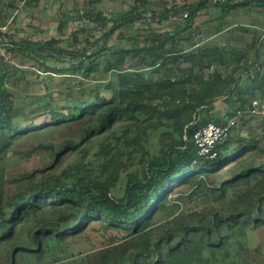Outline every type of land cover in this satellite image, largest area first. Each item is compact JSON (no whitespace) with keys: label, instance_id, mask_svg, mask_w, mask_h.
Instances as JSON below:
<instances>
[{"label":"rangeland","instance_id":"374dc122","mask_svg":"<svg viewBox=\"0 0 264 264\" xmlns=\"http://www.w3.org/2000/svg\"><path fill=\"white\" fill-rule=\"evenodd\" d=\"M200 1L149 0V11L143 16L122 18L124 22H117L115 33L101 41L104 54L100 69L89 76L70 69L66 62L51 59L46 64L58 68L53 70L35 58L0 45L1 84L13 93L15 121L24 127L21 133H12L5 143H0V207H8L15 194L36 184L54 182L66 173L87 179L108 178L113 183V193L122 195L131 172L140 173L148 158L160 153L162 145L179 139L180 131L158 113L124 115L100 133L92 129L98 125L95 114L84 112L73 117L79 102L93 101L97 95L110 98V85L118 81L121 71H150L149 67L133 65L129 56L119 70L105 69L114 60V50L130 47L127 37L141 35L148 26L174 32L172 47L178 51L213 45L228 48L222 58L205 69V76L212 78L216 70L222 78L231 77L246 86L252 82L250 75L259 70L258 79L262 80L252 98L264 99V4H239L223 15L217 0H208L201 3L205 5L192 23L187 21L183 8L162 21L150 19V10H163L166 4ZM134 3L135 0H0V37L7 43L57 37L58 46L67 50L90 49L86 40L94 42ZM61 21H66L62 30ZM181 62L176 65L189 64ZM223 98L218 99L212 114L232 112ZM52 110L66 112L72 119L53 122ZM28 124L33 127L28 128ZM241 140H252L253 146H246L243 154L222 167L172 186L165 203L152 213L142 232L111 228L95 219L81 232L63 238L43 232L39 252L20 250L14 255L21 244L37 246L33 237L39 225L65 218L72 210L67 203L45 204L29 209L14 223L13 234L0 242V264H102L110 248L127 251L137 259L135 264H143L142 251L156 244L165 250L168 240H182L184 230L196 225L209 229L205 234L200 230L204 239L225 237L224 246L211 248L209 242L195 238L186 255L166 258V264H264V116L247 113L240 118L223 151L232 152ZM69 141L73 144L68 146ZM249 166H253L252 172L242 176ZM218 212L226 218L219 232L214 227ZM232 214H237L236 220L228 219ZM252 215L262 218L261 223L251 219Z\"/></svg>","mask_w":264,"mask_h":264},{"label":"trees","instance_id":"16d2710c","mask_svg":"<svg viewBox=\"0 0 264 264\" xmlns=\"http://www.w3.org/2000/svg\"><path fill=\"white\" fill-rule=\"evenodd\" d=\"M254 3L264 4V0H256ZM148 4L149 0H135L133 6L121 18L116 19L109 30L94 42L86 40V45L90 49L83 47L79 50H67L58 46L60 38L57 37L44 41L21 39L8 43L0 37V45L35 58L43 64L51 59L53 62H66L70 69L89 76L100 69L101 56L104 52L97 54L94 52L102 47L101 41H106L115 33L117 22L122 18L148 12ZM216 4L221 7L224 15L243 3L237 0H217ZM204 5L198 2L172 6L166 4L163 10H150L152 12L150 19L162 21L168 14L172 15L183 8L187 14V21L192 23ZM65 16L68 18V13ZM136 20L138 19L134 21ZM59 24V29L62 30L66 21ZM143 31L141 35L128 36L131 41L130 47L121 46L115 49L114 60L107 63L105 69L119 70L129 56L133 65L149 67L150 71L147 74L131 70L121 71L118 81L110 85L113 91L110 98L97 95L93 101L79 102L75 105L73 117H80L84 112L95 114L98 125L96 129H92L100 133L124 115H134L137 112L158 113L171 121L173 127L180 131L179 139L172 144L162 145L160 153L148 158L140 173L131 172L122 195L113 193V183L108 178L87 179L72 177L69 173L56 178L54 182L36 184L15 194L10 199L8 207H0V242L13 234L14 223L33 207L67 203L72 206V210L65 218L39 225L33 237L37 246L21 244L14 250V255L20 250L39 252L42 248L43 232L63 238L65 235L81 232L95 219L101 220L111 228H123L133 234L142 232L148 225L152 213L165 203L172 186L178 182H188L195 174L208 173L222 167L227 161L243 154L246 146H253L252 140H241L232 152H224L223 149L227 148L231 141V132L224 141L218 143L219 155L216 158H207L199 155L193 135L209 121L225 124L237 110L246 109L253 100L252 93L257 83H261L262 79H258L259 70L250 75L252 82L246 86L231 77L222 78L216 70L212 73V78L205 76V69L209 68L215 59L222 58L228 48L213 45L193 51H178L172 47L175 43L174 32L157 31L152 26L144 28ZM181 61L189 64L185 67L176 65ZM49 67L53 70L58 69L54 65ZM181 74L185 77L182 78ZM1 83L0 80V143H5L12 133H21L24 127L15 121L13 93ZM222 96L224 102L231 106L232 112L226 111L224 115L212 114L211 111ZM204 110H207L205 115L202 114ZM52 119L53 122H62L71 120L72 115L52 110ZM31 127L33 124H28V128ZM89 135L88 132L85 138ZM72 144V141H69L67 145ZM253 169V166H249L241 175H249ZM214 217L216 219L214 227L215 229L217 227L219 232L226 218L219 212ZM237 217V214H232L228 219L236 220ZM251 219L261 223L262 218L252 215ZM200 230H204L202 231L204 234L209 231L205 230L203 225L189 227L184 230L182 240L175 242L168 240L165 246L167 249L164 250L163 246L156 244L151 250L142 251L141 263L166 264L168 261L166 258L186 255L193 247L191 244L195 238L205 243L209 242L211 248L224 246L225 237L204 239V234H201ZM126 261L127 264L137 263L133 254L128 255L127 251L122 253L110 248L105 252L102 264H126Z\"/></svg>","mask_w":264,"mask_h":264},{"label":"built area","instance_id":"2783aa9c","mask_svg":"<svg viewBox=\"0 0 264 264\" xmlns=\"http://www.w3.org/2000/svg\"><path fill=\"white\" fill-rule=\"evenodd\" d=\"M264 116V99L254 98L247 109L237 110L235 115L228 119L225 124L209 121L197 129L193 135V140L198 148L200 156L216 158L219 155L218 143L224 141L238 120L244 118L246 114Z\"/></svg>","mask_w":264,"mask_h":264},{"label":"water","instance_id":"95a60500","mask_svg":"<svg viewBox=\"0 0 264 264\" xmlns=\"http://www.w3.org/2000/svg\"><path fill=\"white\" fill-rule=\"evenodd\" d=\"M206 1H208V0H201L200 2H198V4H201V3L206 2ZM255 1L256 0H246V1H242L241 3H243V4H250V3H253ZM141 15L143 16L144 14H141ZM130 19H133V17L130 18ZM122 22H124V20L120 21V23H122ZM101 51H102V47H100L97 51H95L94 54H97V53H99Z\"/></svg>","mask_w":264,"mask_h":264}]
</instances>
